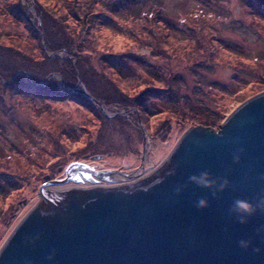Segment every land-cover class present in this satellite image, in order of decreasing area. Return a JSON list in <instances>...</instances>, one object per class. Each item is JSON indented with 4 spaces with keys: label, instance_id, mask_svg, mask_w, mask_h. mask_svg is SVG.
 Wrapping results in <instances>:
<instances>
[{
    "label": "rangeland",
    "instance_id": "1",
    "mask_svg": "<svg viewBox=\"0 0 264 264\" xmlns=\"http://www.w3.org/2000/svg\"><path fill=\"white\" fill-rule=\"evenodd\" d=\"M18 4L26 7L22 15ZM76 5L91 9L79 14ZM41 7L54 16L51 33L60 24V42L69 44L56 53L47 51L48 57H59L67 68L78 67L83 59L88 83L101 94L119 85L132 101L145 87L157 93L152 91L151 99L139 103L155 136L160 128L158 140L151 133L156 145L174 149L184 133L204 123L220 130L236 108L264 92V0H0V250L47 195V187L63 180L71 165L125 172L145 168L152 159L149 134L131 117V110L117 111L114 103L97 101L79 76L76 87L67 89L61 75L48 73L45 81L31 75L47 48ZM203 12L213 26L193 38L191 31L199 30ZM192 14L197 19L186 22ZM153 19L162 21L163 28L152 31L147 24ZM86 20L93 25L87 26ZM65 22L70 29L62 25ZM142 40L155 42L148 64L162 70L150 81L153 85L141 86L145 76L128 60L138 53ZM4 64L23 69L6 81L1 74ZM121 72L139 77L126 79ZM168 79L173 82L170 95ZM67 90L71 93L65 96ZM83 91L93 109L84 106ZM98 115L109 122L123 120L122 125L105 127L112 141L107 147L97 144L104 133ZM94 157L103 158L91 160ZM81 174L87 175L84 170Z\"/></svg>",
    "mask_w": 264,
    "mask_h": 264
},
{
    "label": "water",
    "instance_id": "2",
    "mask_svg": "<svg viewBox=\"0 0 264 264\" xmlns=\"http://www.w3.org/2000/svg\"><path fill=\"white\" fill-rule=\"evenodd\" d=\"M114 106L131 110L148 132L151 161L125 172L71 165L52 184L69 185L47 187L0 250V264H264V251H256L264 250L258 232L264 213L245 224L230 214L236 199L264 195V92L236 108L220 130L191 127L174 149L155 144L142 111ZM81 170L87 175L78 176ZM201 171L226 178L230 187L221 192L219 184L206 189L190 182ZM202 196L210 203L201 209ZM241 240L250 246L241 248Z\"/></svg>",
    "mask_w": 264,
    "mask_h": 264
},
{
    "label": "trees",
    "instance_id": "3",
    "mask_svg": "<svg viewBox=\"0 0 264 264\" xmlns=\"http://www.w3.org/2000/svg\"><path fill=\"white\" fill-rule=\"evenodd\" d=\"M77 5H79V3H77ZM83 6H85L86 8L84 7L82 9L81 6H77L76 12L79 13V14H82V13L85 12V10H87V9L90 10L91 9L90 6H86V5H83ZM18 8L19 9L21 8L20 9L21 12L19 13V15H22L23 11L25 10L26 7L25 6L22 7V5L18 4ZM42 8L43 7L40 8L41 11H42ZM89 12H91V11H89ZM191 16L190 17L187 16L186 22H187V20H190V19H197V18L194 17V14H192ZM53 17L54 16L53 15L50 16L49 13L46 10H43L41 12V29L44 32V38H46V43H47L46 47L47 48L45 50L42 49L43 53H44V60H43L44 63L43 62L39 63V65H40L39 69H37V70L35 69V70L30 72L31 75H33L35 77L36 81H39V80L42 81L43 79L45 81L46 77L49 76L48 73L57 74V75H61L62 78L64 79V87L67 88V89H72V88L76 87L75 85L78 82L77 81V77L79 76V77L82 78V83L86 84L85 86H87V90L90 91L91 95L97 101H102L106 105H111V104L114 103V104H116V105H118L120 107H125L127 105H128V107L129 106H133V107L135 106L137 108H140V109H138L139 111H142L143 113H144V111L146 112V109H143L144 106L141 105L142 107H140L139 103L143 104L144 101L147 102L149 99H151L150 96L152 94H154V96L157 95V93H155V91H153L152 88H146L145 87L144 90H142V92H140V95L138 94L137 97L139 99L134 100V101H132V99L130 97H128L127 94L124 93V90L121 89L120 85L116 86L115 89L112 88L114 92L112 91L111 93L109 92V93H106V94H101V92L99 93V91L96 90L97 88L94 89V87H93L94 85H91L90 83H88L89 82L88 77H89L90 74H87V71H86L87 67H84L83 59L80 60L81 64H78V67L72 66V67L67 68V64L65 62H63L59 57L51 59L50 57H48L46 55L47 51H52V52L56 53V52H59L60 50H62V48H64L65 45H66L65 47H67V45H69L67 43L60 42V36L64 35L63 32L60 31L61 27H62L60 24H58V25L56 24L55 25V30H56L55 34L51 33V31L49 29V24L51 22L54 23V21L52 20ZM76 17H77V15H76ZM207 17L208 16L204 12L202 13V15L199 14L198 20L201 22V25L199 27V30L196 32V34H193L194 30L191 31V36L193 38H198L200 33L203 34V33L207 32V29H208L207 27L208 26L209 27L213 26L212 25L213 23H211V21ZM212 18L215 19L216 17H212ZM148 19H149V17L147 18V20ZM165 20L167 22H169V20L165 19V18L163 19V22ZM161 22L162 21H157L156 19H153V21L150 20V23L147 24V25H150L151 27L153 26L152 28L151 27L150 28H151L152 31L153 30L155 31L157 29H162L163 28V25L161 24ZM85 23L89 27H91V25H93V24H91V25L89 24L90 23L89 20H86ZM92 23H94V20L92 21ZM64 24L67 25L68 29H70V26H68V23L66 24V22H65L62 25H64ZM143 24H144V22L139 23V25H141V26H143ZM50 28H51V26H50ZM212 31L216 32L214 27H212ZM148 40L151 42L150 39H148ZM145 41L144 40H142V42L140 41V49H137L138 53L134 57L132 56V57H129V59H128L130 61H133L135 63V65L138 66L139 72L143 73V76H145L144 77V81L141 82V83H143V84H141V86L153 85V83H151V82L155 81L156 77L159 76V75H157L158 71H162L159 67H158V69H155L154 67L149 66L150 63L148 62L149 61V56L148 55H152L153 56L155 54L154 53L155 42L148 43V41H146V42ZM159 45H160V47L164 46L162 41L160 42ZM149 51H151L152 53L149 54ZM145 56H147L148 58H146ZM19 65H20V63H19ZM19 65L18 64H13L12 66H7L6 64H4L5 69H3L2 72H1L2 77L5 78L6 81H7V79H9V77L12 74L16 73L19 70L21 71L23 69ZM128 66H127V68H128ZM202 66H203L202 63L200 65H198L199 68L202 67ZM24 67H26V66H24ZM143 67H144V69H143ZM129 68H131V70L134 69L133 66H131ZM121 73H123V77L126 78V79H133V78L139 77V75L135 74V72L134 73L121 72ZM46 74H48V75H46ZM161 76L163 77L165 85H167L166 75L163 73V74H161ZM251 77H253V76L251 75ZM168 80H169L168 82L170 83V86H169L170 90L168 91L169 93L168 92L167 93L170 95L171 94L170 92H172L171 90L173 89L172 88L173 87V82H171V79H168ZM96 83H98V82L96 81ZM50 89H52L50 92H52L54 94L57 93V90L56 91H55V89L53 90L52 87H50ZM152 91H153V93L151 94ZM62 93L65 94V96H68V95H70L71 91L67 90V91L62 92ZM76 93H78V92L74 91L73 94H76ZM143 95H145V96L143 97ZM84 106L86 108H92V109H93V107H95V105L93 103H91V101H89L87 99L86 100L84 99ZM95 111L98 112L97 110H95ZM98 119L100 120V123L103 125L101 127L102 132H104V129H106L105 127L109 126L107 124H112V123L115 124L117 122L119 125H122L120 123L123 122V120L118 118V117H115L112 122L107 121L103 117L101 118V116H99V115H98ZM193 119H194V117H193ZM204 124H208V123H204ZM146 127L154 135L152 127H151V125H149V120H147ZM159 130H160V128H158V130H157V133H156L157 135L159 133ZM156 136L154 135L153 138L155 140H158ZM97 144H99V146H101V147H104V146L107 147L108 145L112 144V141H110L109 137H107L105 135V132H104L99 137ZM107 153H109V150H108ZM102 158L100 160H102ZM89 161H90V158H89ZM52 173H54V172H52ZM48 180H49V178L46 179V181H48Z\"/></svg>",
    "mask_w": 264,
    "mask_h": 264
},
{
    "label": "clouds",
    "instance_id": "4",
    "mask_svg": "<svg viewBox=\"0 0 264 264\" xmlns=\"http://www.w3.org/2000/svg\"><path fill=\"white\" fill-rule=\"evenodd\" d=\"M236 162H239V158L236 157ZM190 182L197 184L201 188L213 189L217 184H219L220 191H225L230 187V181L226 178H217L210 171H201L199 175H192L189 177ZM222 180V183H221ZM187 185L182 184L178 185L176 188V194L181 195ZM213 196L218 198L217 193L213 192ZM210 201L207 196H202L196 201V207L204 208ZM264 213V195H259L255 201H249L245 199H236L233 202L232 208L230 209V214L235 216L239 223L245 224L249 219L256 215ZM259 233L264 234V228L258 230ZM240 247L247 249L251 241L241 240ZM256 251L259 253L264 251L260 248H257Z\"/></svg>",
    "mask_w": 264,
    "mask_h": 264
},
{
    "label": "bare ground",
    "instance_id": "5",
    "mask_svg": "<svg viewBox=\"0 0 264 264\" xmlns=\"http://www.w3.org/2000/svg\"><path fill=\"white\" fill-rule=\"evenodd\" d=\"M67 185H69V184H66V185H60V186H57V185H51L50 188H51L52 190H56V189L60 190V189H62L63 187H65V186H67Z\"/></svg>",
    "mask_w": 264,
    "mask_h": 264
}]
</instances>
